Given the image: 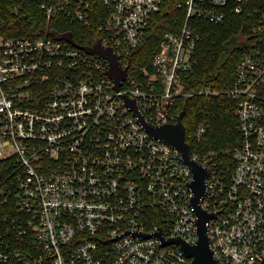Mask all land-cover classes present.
<instances>
[{"label": "built area", "instance_id": "obj_1", "mask_svg": "<svg viewBox=\"0 0 264 264\" xmlns=\"http://www.w3.org/2000/svg\"><path fill=\"white\" fill-rule=\"evenodd\" d=\"M164 2L0 3V264H190L180 244L140 234L198 242L193 171L125 98L160 127L177 123L182 99L212 97L236 103L239 142L191 149L208 169L201 207L214 214L210 246L221 264H263L264 0H178L181 25L142 60ZM230 16L244 17L248 38L234 86L193 90L200 23ZM66 33L81 47L59 39ZM98 42L127 69L118 89L109 60L84 49Z\"/></svg>", "mask_w": 264, "mask_h": 264}, {"label": "trees", "instance_id": "obj_2", "mask_svg": "<svg viewBox=\"0 0 264 264\" xmlns=\"http://www.w3.org/2000/svg\"><path fill=\"white\" fill-rule=\"evenodd\" d=\"M5 1L0 0V3ZM177 3L178 0H165L161 11L154 17L153 26L142 44L141 51L146 56L142 60L151 61L163 35L181 25L184 12L177 8ZM244 21L242 16H230L221 26L200 23V41L196 49L199 65L189 77L193 90L211 88L223 92L234 86L236 65L245 53V46L238 43L241 31L245 33ZM67 30L77 37L73 29ZM184 106L187 108V115L183 120L186 141L190 144L192 153L197 150L205 152L233 149L238 144L234 101L221 97L182 99L180 109ZM202 120L209 121L207 139L202 144L195 145L193 136Z\"/></svg>", "mask_w": 264, "mask_h": 264}, {"label": "water", "instance_id": "obj_3", "mask_svg": "<svg viewBox=\"0 0 264 264\" xmlns=\"http://www.w3.org/2000/svg\"><path fill=\"white\" fill-rule=\"evenodd\" d=\"M60 40H65L76 47H81L77 44L71 33L63 34L59 37ZM248 38L244 37L241 32L239 35L238 43L240 45L245 44ZM87 52H97L109 60L108 75L114 81L116 88H120L127 75V69H122L118 57L114 53L112 48H104L98 42L92 47L84 48ZM127 105L139 116L140 120L144 124L146 130L154 137L166 142L168 145L174 147L181 152L184 163L189 166L193 171V181L190 187L193 189L194 197L192 199V206L197 215V233L199 240L195 245H190L188 242L181 238H164L162 232L154 234H140L142 237H159L163 244H180L187 258L191 259L190 264H221L216 257L210 246V240L208 236L207 223L214 217V214H209L201 207V198L205 194L206 180L208 177V169L196 162L191 157V147L186 142V129L183 123V118L186 115L187 109L183 108L179 114L176 124H167L160 127H155L149 124L144 117L139 113L138 106L135 101L128 100ZM264 264V262H263Z\"/></svg>", "mask_w": 264, "mask_h": 264}]
</instances>
